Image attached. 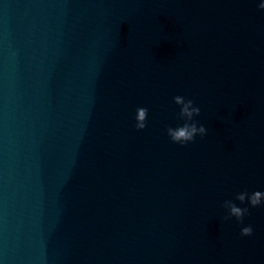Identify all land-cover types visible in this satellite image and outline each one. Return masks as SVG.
<instances>
[{"label":"water","instance_id":"1","mask_svg":"<svg viewBox=\"0 0 264 264\" xmlns=\"http://www.w3.org/2000/svg\"><path fill=\"white\" fill-rule=\"evenodd\" d=\"M261 3L0 0V264H264Z\"/></svg>","mask_w":264,"mask_h":264},{"label":"clouds","instance_id":"2","mask_svg":"<svg viewBox=\"0 0 264 264\" xmlns=\"http://www.w3.org/2000/svg\"><path fill=\"white\" fill-rule=\"evenodd\" d=\"M260 9H264V3L259 5ZM174 103L180 106L179 118L184 121L182 125H178L175 128L168 126L167 134L170 139L177 144L187 145L189 142H193L197 135L203 137L208 133V129L203 124H198L195 121V117L201 114V108L198 107L193 99H186L182 95H177L173 98ZM136 129L138 131L147 128V120L149 109L147 107H138L136 109ZM242 204L246 201L255 208L264 204V192L255 191L249 194L247 191L241 192L236 196ZM229 210L228 216L224 217L225 220L235 217L238 221L243 223L244 217L249 214L248 207H240L232 200H227L223 205ZM242 236H252L253 228L251 225L243 227L241 230Z\"/></svg>","mask_w":264,"mask_h":264}]
</instances>
